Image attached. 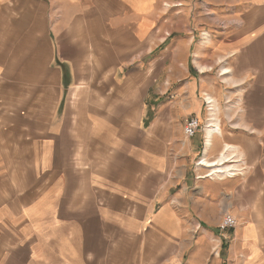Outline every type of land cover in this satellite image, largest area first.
Wrapping results in <instances>:
<instances>
[{
    "label": "crops",
    "instance_id": "obj_1",
    "mask_svg": "<svg viewBox=\"0 0 264 264\" xmlns=\"http://www.w3.org/2000/svg\"><path fill=\"white\" fill-rule=\"evenodd\" d=\"M190 10L212 19L197 62L246 85L244 114L217 119L208 148L207 125L183 126L213 92L169 86L189 74L192 42L173 31ZM227 146L234 174L205 177L197 159ZM14 214L37 224L17 238L28 263L264 264V0H0V218Z\"/></svg>",
    "mask_w": 264,
    "mask_h": 264
},
{
    "label": "rangeland",
    "instance_id": "obj_2",
    "mask_svg": "<svg viewBox=\"0 0 264 264\" xmlns=\"http://www.w3.org/2000/svg\"><path fill=\"white\" fill-rule=\"evenodd\" d=\"M225 11L226 10H222ZM203 15H200V12L198 10H190V14L188 17L189 21V29H182V27L176 29L173 31V37H185L189 38V40L192 42L190 46V50L188 53V59H189V74L185 78L181 79H175L169 86L176 87L181 86L184 83H194L196 86H199L200 82H205V86L209 87L211 89V95L214 97V100L216 102L217 107V113L216 118L218 120H221L223 124H234L233 121L239 119L244 114V106L245 104L242 102L244 96L241 95L239 92L241 87L244 89L246 85H242L240 88L236 87L239 86L235 83L237 81L231 79V73L228 75H223L221 68H227L228 64L224 63L221 64L220 62L214 63L213 59L210 57H206L205 59L208 61L198 63L197 62V50L200 45V43L209 44L210 37L208 34H205L206 31H203L201 28H198V25H203L204 23H211L212 19L208 17H202ZM229 18L228 14H223L222 19ZM186 20L183 15H181V10H175V17L174 22L175 25L180 26L184 21ZM219 29L210 30L208 33L211 35V37L219 39L223 35V31ZM48 33V32H47ZM225 34H229V31L227 30ZM34 38H38V32H33ZM203 37V38H202ZM45 38H48V34L45 35ZM170 41L165 42L163 45L159 46L155 51H153L150 55L146 56L145 59H155L160 53H163L169 48ZM146 53V51H145ZM49 54V53H47ZM208 52H206L207 56ZM211 60V61H210ZM172 60L167 59L166 61H163L161 65H158L156 70L160 71L159 77L156 80L155 86L160 88L164 86L165 82V76L170 69V66L172 65ZM201 67H209V69H205L206 73L202 74L199 66ZM228 69V68H227ZM229 70V69H228ZM230 71V70H229ZM175 71L173 75H176ZM178 74V73H177ZM229 77V78H227ZM252 78L249 77L245 82L251 83ZM229 82V83H228ZM244 83V81H243ZM241 83V84H243ZM245 83V84H247ZM198 99H204L203 94H198ZM240 101V102H239ZM205 106V104H204ZM206 113V112H205ZM207 115V114H206ZM207 117V118H206ZM201 121V128H205V125L208 126V120L210 119L209 113L208 116L203 115ZM207 119V123H206ZM200 128V129H201ZM207 128V127H206ZM210 162H213L214 160H209ZM200 162V157L197 159V163ZM201 167V166H200ZM208 173L205 172V177ZM234 174V173H232ZM209 178V176L207 177ZM8 217V216H7ZM6 217L2 216L0 218V261L2 264H36V262L27 261L26 254L20 253L19 249L20 247L16 245L18 241H21L22 239H17L26 232H33V230L36 228L37 224H34L33 226H29L28 224H23L21 222H18V217L14 214L13 217L9 218L13 221H10L9 218L7 221H5ZM9 222V223H7ZM236 222V221H235ZM236 225V224H235ZM235 227V226H234ZM229 228V229H233ZM226 229V230H229ZM220 230V229H219ZM226 230L222 231L225 232ZM14 231V233H13ZM19 248V249H17ZM222 248L221 243H218L215 245V248H213L215 254L217 252L220 253V250Z\"/></svg>",
    "mask_w": 264,
    "mask_h": 264
},
{
    "label": "bare ground",
    "instance_id": "obj_3",
    "mask_svg": "<svg viewBox=\"0 0 264 264\" xmlns=\"http://www.w3.org/2000/svg\"><path fill=\"white\" fill-rule=\"evenodd\" d=\"M199 69L200 70H205L206 67L199 66ZM222 72L225 75L230 74V71L227 68H222ZM227 78H229V77H227ZM204 100H205V102L207 104V112L209 113V117H210V119L208 120V126H207L206 131H205L206 132V147L208 148L210 143H211V137L214 134L221 135V129L219 127V122L217 121V118H216V113H217L216 109H217V107H216L215 100L209 95H206ZM233 147H235V146H233ZM224 150H225V147H224ZM228 150L229 149H228V146H227L226 150L224 152H222L220 154V156H218L213 162H210L207 159L206 156H204L200 160V162L198 163V164H200L199 166L207 169V173L208 174L206 175V177L209 176L210 179L211 178L212 179L213 178L220 179V178H224L226 176H230L232 173L235 172L236 169H234L233 166H229V165L226 164V162L229 161L228 156H227V151Z\"/></svg>",
    "mask_w": 264,
    "mask_h": 264
},
{
    "label": "built area",
    "instance_id": "obj_4",
    "mask_svg": "<svg viewBox=\"0 0 264 264\" xmlns=\"http://www.w3.org/2000/svg\"><path fill=\"white\" fill-rule=\"evenodd\" d=\"M201 128V123L196 117H190L186 120L183 126V133L185 137L191 138L193 137ZM236 224L234 218L230 215L223 216L220 224L219 229L220 231H224L226 229L234 227Z\"/></svg>",
    "mask_w": 264,
    "mask_h": 264
}]
</instances>
